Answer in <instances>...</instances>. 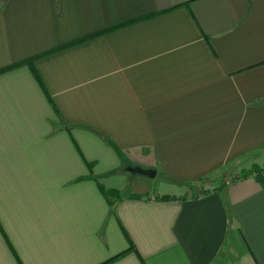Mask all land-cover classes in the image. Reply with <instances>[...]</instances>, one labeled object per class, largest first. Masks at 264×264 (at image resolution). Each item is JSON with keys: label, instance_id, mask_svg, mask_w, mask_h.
<instances>
[{"label": "crops", "instance_id": "obj_1", "mask_svg": "<svg viewBox=\"0 0 264 264\" xmlns=\"http://www.w3.org/2000/svg\"><path fill=\"white\" fill-rule=\"evenodd\" d=\"M29 58L0 73V264H264V0H0V69Z\"/></svg>", "mask_w": 264, "mask_h": 264}, {"label": "rangeland", "instance_id": "obj_2", "mask_svg": "<svg viewBox=\"0 0 264 264\" xmlns=\"http://www.w3.org/2000/svg\"><path fill=\"white\" fill-rule=\"evenodd\" d=\"M259 155V154H258ZM257 155V159H256V162L255 163H252L251 164V166H252V168L254 167V166H260V167H263L264 166V157H259ZM128 165L125 167V169H127V167L128 166H130V165H133V166H139V164H136L135 162H129L128 161V163H127ZM251 168V169H252ZM261 174H263L264 175V169H262L261 171H259ZM239 173H240V171H239ZM232 174H237L236 172H232V173H230V172H228V173H225V174H223L221 177H222V180H221V182H223V183H228V182H230V181H233L235 178H236V176H234L233 178L231 177V175ZM255 174H258V172H255ZM156 180L158 181V180H160V177H156ZM208 186V185H207ZM206 188L205 187H201V188H197L196 189V191H194V192H197V193H199L200 192V194L199 195H202L203 194V191L205 190ZM193 192V191H192Z\"/></svg>", "mask_w": 264, "mask_h": 264}, {"label": "trees", "instance_id": "obj_3", "mask_svg": "<svg viewBox=\"0 0 264 264\" xmlns=\"http://www.w3.org/2000/svg\"><path fill=\"white\" fill-rule=\"evenodd\" d=\"M103 33V32H102ZM99 34H101V33H99ZM99 34H96V35H99ZM96 35H92V36H96ZM33 58H29V59H27V60H25V61H22V62H19V63H15V64H13V65H11V66H8V67H5V68H3V69H0V73L1 72H3V71H6V70H9V69H12V68H15V67H18L19 65H22V64H26V63H30L31 64V66H32V68H33V71L35 72V74H36V76L37 77H39V75H38V72H37V70H36V68L34 67V65H33V60H32ZM262 169H264V166L263 167H260V166H254L252 169H250L249 171H247L246 173H245V175H248V174H251V173H253V172H258V174H261L259 171H261ZM209 190H207V189H205L204 191H203V194L204 193H206V192H208ZM107 193V195L108 194H118V192L117 191H114V190H111L110 192H106ZM114 259V258H113Z\"/></svg>", "mask_w": 264, "mask_h": 264}, {"label": "water", "instance_id": "obj_4", "mask_svg": "<svg viewBox=\"0 0 264 264\" xmlns=\"http://www.w3.org/2000/svg\"><path fill=\"white\" fill-rule=\"evenodd\" d=\"M127 171L133 173V174H139L142 176H146L148 178H155L157 175V169L155 168H145L142 166H133L130 165L127 167Z\"/></svg>", "mask_w": 264, "mask_h": 264}, {"label": "built area", "instance_id": "obj_5", "mask_svg": "<svg viewBox=\"0 0 264 264\" xmlns=\"http://www.w3.org/2000/svg\"><path fill=\"white\" fill-rule=\"evenodd\" d=\"M229 183V182H228Z\"/></svg>", "mask_w": 264, "mask_h": 264}]
</instances>
